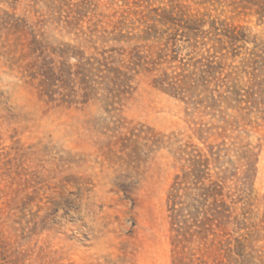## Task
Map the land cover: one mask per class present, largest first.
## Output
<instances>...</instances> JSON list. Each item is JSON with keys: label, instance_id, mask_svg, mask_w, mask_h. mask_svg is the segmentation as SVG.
Instances as JSON below:
<instances>
[{"label": "rangeland", "instance_id": "374dc122", "mask_svg": "<svg viewBox=\"0 0 264 264\" xmlns=\"http://www.w3.org/2000/svg\"><path fill=\"white\" fill-rule=\"evenodd\" d=\"M190 17L241 28L238 55ZM214 53L209 89L159 86ZM259 56L264 0H0V264H264Z\"/></svg>", "mask_w": 264, "mask_h": 264}, {"label": "trees", "instance_id": "16d2710c", "mask_svg": "<svg viewBox=\"0 0 264 264\" xmlns=\"http://www.w3.org/2000/svg\"><path fill=\"white\" fill-rule=\"evenodd\" d=\"M176 15H174L173 10L170 9H162L160 12H157L156 9L149 10L147 13V17L152 20L153 22H158L160 25H166V24H173L174 19ZM176 21V20H175ZM208 25L206 31L202 30V27L205 25ZM181 27L186 30L189 35L194 38V40H197L196 37H205L204 34L208 35L210 33V36L208 37L211 42L213 49L215 50V53H221L223 55V51H228L230 49V52L232 53L231 56L234 58L238 53L235 51L238 46L237 44L240 42H245L244 34L242 29L237 27H229L226 26L224 28H220L216 24V20H209L208 22L205 21L202 17H190L185 19L184 24H180ZM144 33H156V25L150 24L147 26L144 30ZM152 37H155L157 39H160L155 34H152ZM198 41V40H197ZM196 41V42H197ZM202 41H204L202 39ZM171 52L174 54H170V59L168 62L176 61V51L173 48H170ZM215 53L210 55L207 54L206 56H202L198 58L195 62H193L191 65L193 66V70L185 73L183 72L185 69L181 67L180 71H177L175 74H168L166 72H163V76L159 79L158 84L160 87L163 88H171L175 90L186 91V89H196L198 87H202L203 89H206L211 83V80L214 78L215 74L218 71V67L214 64V56ZM260 61H263L264 58L259 56ZM251 85H260L261 83L256 81V74L253 72L251 73ZM236 94V92H235ZM261 92L259 93V95ZM258 97V96H257ZM253 100L251 101H257L258 98L251 97ZM212 99V98H211ZM226 100V97H223V100ZM180 177L177 175L175 177V180L173 184L171 185V188L168 193V202L171 206V219L173 222H176L178 219V211L177 208L178 202V190L180 189ZM210 215H214L216 217H220L221 219L225 221L227 219V214L223 211H219L216 209V207L212 208L210 210ZM227 216V217H226ZM213 218L210 216H205V221H201L203 225H205L207 222H212ZM189 225L186 224V227Z\"/></svg>", "mask_w": 264, "mask_h": 264}]
</instances>
